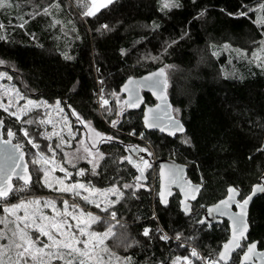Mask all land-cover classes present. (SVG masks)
<instances>
[{
  "label": "trees",
  "instance_id": "obj_1",
  "mask_svg": "<svg viewBox=\"0 0 264 264\" xmlns=\"http://www.w3.org/2000/svg\"><path fill=\"white\" fill-rule=\"evenodd\" d=\"M12 1L13 9L6 15L0 13V23L9 28L0 29L5 34L0 37V69L7 70L29 96L59 101L96 131L112 135V140H105L108 149L122 147L118 133L127 134L122 138L135 144L137 137L129 134L142 135L159 158L187 165V177L203 186L192 213L181 211L179 194L164 207L157 197L153 200L152 179L143 171L146 165L141 167L128 158L132 148L122 150L129 160L124 165L114 161L115 154L107 155L87 180L98 187L118 182L124 194L110 211L118 221L101 220L103 230L111 226L123 233L110 238L116 239L111 255L128 264H173L177 256L204 264L194 257L193 248L218 260L229 238L228 222L202 225L203 214L225 197L228 187H236L246 197L264 177V69L248 58L264 40V24L257 23L260 11L264 14V0H133L142 18L122 29L127 39L119 48L107 50L95 45L88 27L89 0H57L58 13L53 10L48 15H37V11L51 0ZM54 17L67 27L62 28L61 22L53 25ZM240 50L246 55L233 53ZM157 68L167 74L173 111L185 132L170 138L144 128V105L155 103L147 93L144 104H125L129 111L118 122L110 118L109 125L104 122L98 114L100 91L105 95L109 89L122 92L128 78ZM2 117L5 113L0 111ZM14 126L20 127L5 120V130ZM30 170L35 173L34 168ZM33 176L30 188L39 185ZM134 177L137 184L131 182ZM33 191L43 194L38 187ZM249 224L248 240L264 249V196L254 200ZM159 227L167 240L161 239ZM245 247L243 242L230 264L239 263Z\"/></svg>",
  "mask_w": 264,
  "mask_h": 264
},
{
  "label": "rangeland",
  "instance_id": "obj_2",
  "mask_svg": "<svg viewBox=\"0 0 264 264\" xmlns=\"http://www.w3.org/2000/svg\"><path fill=\"white\" fill-rule=\"evenodd\" d=\"M47 1L32 0L28 4ZM51 1V4L38 10L37 15H48L53 10L57 14L60 6L57 0ZM13 6L12 0H0V13H9ZM87 15L94 43L102 50L119 48L127 39L122 35V29L129 22L142 18L133 0H89ZM52 20L53 25L61 22L62 28L67 27L63 20L56 17ZM257 23L264 24L261 11ZM0 29L6 31L9 28L1 22ZM1 31L0 37L4 38L5 34ZM224 49L232 51L228 46ZM233 53L246 55L241 50ZM248 58L264 69V40ZM102 92L105 91L97 95L99 116L104 122H109L108 125L110 119L118 122L129 111L124 103V94L115 89L107 90L109 95ZM0 111L5 113L0 120H10L20 126H14L11 131L15 134V142L27 153L39 184L30 188L16 182L12 195L0 203V264H128L110 253L116 244V239L110 238L115 233L123 235L122 231L113 230L111 226L103 230L101 221H118L117 215L110 211L124 195L122 188L118 182L98 187L87 178L101 167L107 155L115 154L114 161L124 165L129 160L122 150L142 146L148 156L143 171L149 172L152 179L149 186L153 200L154 197L159 200L157 151L142 135L135 136L133 132L129 135L137 137L138 144L122 138L128 137L127 134L118 133L121 136L119 140L123 141L122 147L108 149L110 145L107 146L105 140H112V135L96 131L77 112L68 111L59 101L49 102L29 96L17 80L2 69ZM110 127L117 130L113 124ZM6 131L4 127L5 137ZM103 143L105 148L100 146ZM131 182L138 183L136 177ZM37 187L43 194L34 193ZM102 211L110 213L106 216ZM159 231L162 240L169 238L162 227ZM192 250L195 258L202 259L195 256L197 249ZM217 261L221 264L214 258L209 264ZM173 264H192V261L189 257L177 256Z\"/></svg>",
  "mask_w": 264,
  "mask_h": 264
},
{
  "label": "water",
  "instance_id": "obj_3",
  "mask_svg": "<svg viewBox=\"0 0 264 264\" xmlns=\"http://www.w3.org/2000/svg\"><path fill=\"white\" fill-rule=\"evenodd\" d=\"M121 90L128 106L144 104V93L155 100L154 104L144 105L142 122L147 131H157L170 138L185 132V125L173 112V104L168 94V77L163 68H157L139 78H128ZM4 127L5 122L0 120V199L11 196L16 181L29 186L34 179L26 152L15 142V134L11 130L7 131V137L4 136ZM137 154V148H133L129 150L128 158L134 162ZM157 163L160 204L168 206L170 199L179 193L181 211L192 213V203L198 200L202 184L189 179L187 165L175 159L160 157ZM240 195L236 187H228L226 196L209 205L200 220V224L209 227L228 222L229 238L218 255L221 264H230L241 244L248 241L250 208L256 198L264 196V177L252 186L251 192L241 201ZM234 206L236 210L233 209ZM238 264H264V249L258 248L257 241L248 244Z\"/></svg>",
  "mask_w": 264,
  "mask_h": 264
},
{
  "label": "flooded vegetation",
  "instance_id": "obj_4",
  "mask_svg": "<svg viewBox=\"0 0 264 264\" xmlns=\"http://www.w3.org/2000/svg\"><path fill=\"white\" fill-rule=\"evenodd\" d=\"M137 148V147H136ZM133 149V148H132ZM137 152H138V155L135 157V162H137V163H139V165L141 166V167H144L145 165H146V160H147V158H148V156H147V152H145V150L143 149V147L142 146H139L138 148H137ZM176 194H179V193H176ZM227 194V193H226ZM179 196H180V194H179ZM226 196V195H225ZM245 197H242L241 195H240V197H239V200L241 201V200H243ZM179 201H180V198H179ZM192 206H193V203H192ZM233 209L234 210H236V206H234L233 207ZM225 222V221H224ZM245 243H246V247H245V249L247 248V246H248V244H250V243H252V242H250L249 240L248 241H244ZM254 242V241H253ZM242 245V244H241ZM258 248H259V246H258ZM245 249H244V251H245ZM259 249H261V248H259ZM261 250H263V249H261ZM243 251V252H244ZM242 255V254H241ZM241 255H240V257H241ZM240 257H239V260H240Z\"/></svg>",
  "mask_w": 264,
  "mask_h": 264
},
{
  "label": "built area",
  "instance_id": "obj_5",
  "mask_svg": "<svg viewBox=\"0 0 264 264\" xmlns=\"http://www.w3.org/2000/svg\"><path fill=\"white\" fill-rule=\"evenodd\" d=\"M195 252H196V253H195V256H196V257L201 256V258H202L204 264H209V263H210V261H211L210 258H208V257H204L202 254H200V252H199L198 250H195ZM215 264H218V261H217Z\"/></svg>",
  "mask_w": 264,
  "mask_h": 264
},
{
  "label": "bare ground",
  "instance_id": "obj_6",
  "mask_svg": "<svg viewBox=\"0 0 264 264\" xmlns=\"http://www.w3.org/2000/svg\"><path fill=\"white\" fill-rule=\"evenodd\" d=\"M12 195V194H11ZM8 199V198H7ZM0 200H6V199H0Z\"/></svg>",
  "mask_w": 264,
  "mask_h": 264
}]
</instances>
